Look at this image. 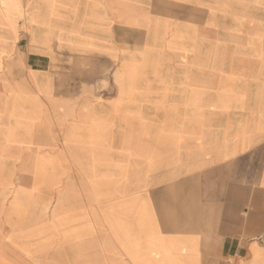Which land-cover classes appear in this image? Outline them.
I'll return each instance as SVG.
<instances>
[{
    "label": "crops",
    "instance_id": "obj_1",
    "mask_svg": "<svg viewBox=\"0 0 264 264\" xmlns=\"http://www.w3.org/2000/svg\"><path fill=\"white\" fill-rule=\"evenodd\" d=\"M19 62L49 100L80 71L106 127L74 264H264V0H0V72ZM46 248L0 214V264H51Z\"/></svg>",
    "mask_w": 264,
    "mask_h": 264
},
{
    "label": "rangeland",
    "instance_id": "obj_2",
    "mask_svg": "<svg viewBox=\"0 0 264 264\" xmlns=\"http://www.w3.org/2000/svg\"><path fill=\"white\" fill-rule=\"evenodd\" d=\"M17 68L18 78L0 72V192L8 188L0 214L12 208L20 228L34 230L36 245L45 242L51 264H74L75 241L90 228L94 183L106 177L101 163L94 171L91 141L106 127L91 124L90 110L77 104L88 83L80 71L66 72L60 80L64 98L49 100L42 76L26 75L21 62ZM108 81L102 77L98 84ZM5 84L17 93L14 102L7 100Z\"/></svg>",
    "mask_w": 264,
    "mask_h": 264
}]
</instances>
